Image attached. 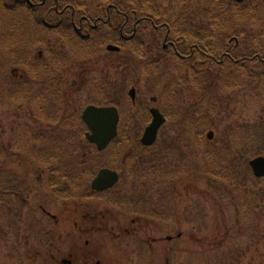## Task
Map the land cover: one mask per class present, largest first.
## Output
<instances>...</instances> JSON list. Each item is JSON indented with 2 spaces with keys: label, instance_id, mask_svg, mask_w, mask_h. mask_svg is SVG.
<instances>
[{
  "label": "rangeland",
  "instance_id": "1",
  "mask_svg": "<svg viewBox=\"0 0 264 264\" xmlns=\"http://www.w3.org/2000/svg\"><path fill=\"white\" fill-rule=\"evenodd\" d=\"M229 9L237 11L232 3ZM239 41L232 54L249 56V41ZM105 46L86 57L67 49L73 61L58 81L44 82L61 90L56 110L52 92L40 112L11 95L0 104V264H264V178L249 167L254 152L264 149V67L246 62L237 72L227 62L193 83L192 71L159 47L151 45L149 53L140 45L144 59L138 50L108 53ZM0 52V83L29 82L32 77L11 64L16 47ZM193 66L204 74L200 63ZM32 80L39 90L42 81ZM94 101L118 107L123 132L99 152L82 142L76 119ZM150 106L161 108L166 121L154 145L131 147ZM49 116L56 121L49 124ZM39 146L61 157L65 169L72 158L86 161L80 188L86 185L89 197L65 200L51 192L47 167L33 157ZM111 162L118 182L91 191L87 184L96 172L90 177L88 171ZM109 198L120 201L114 206Z\"/></svg>",
  "mask_w": 264,
  "mask_h": 264
},
{
  "label": "trees",
  "instance_id": "2",
  "mask_svg": "<svg viewBox=\"0 0 264 264\" xmlns=\"http://www.w3.org/2000/svg\"><path fill=\"white\" fill-rule=\"evenodd\" d=\"M112 1L113 0H50L49 5L52 9L47 18L46 14L48 12L45 9L38 10L27 6L26 3H23L22 6L18 2L10 3L7 0H0V51L10 53L11 49H15L16 47V51L19 54L16 55L15 58H12L13 62L11 64L17 68H21L23 74L26 73L29 77H32L27 83L18 79L20 84L13 82V88H11V86H8L7 88L4 83L1 82L0 104L4 102V98L11 95L10 99L13 100L12 102H32L33 107L36 106V103V107L37 109L39 108L40 112L43 110L44 106H48V103L46 102L48 96L46 95L51 94L52 92L53 110H56L57 104L61 103V90L53 87L49 88L46 92L41 91V89L35 91L32 79L35 78L40 81H43L44 79L45 81V74L50 71L51 79L53 78L55 80V78L59 77V72L62 68L73 61V56L82 55L83 57H86L87 54L94 51L95 47L102 45L103 43H114L121 48L139 51L140 45L135 43L137 42L138 35L133 36L129 41H122L118 29L114 28V26L117 25L109 20L106 23H99L97 29L93 30L89 37L79 36L75 25H79L81 16L86 17V19L89 18V16L95 17L101 12V9L97 8L98 6L106 7ZM227 1L127 0L126 2L125 0L126 3L124 4L130 6V8L137 9L146 5V11H152V14L155 15V22L166 23L169 26L168 30L170 31V37L172 39L178 38L181 41L177 44L178 49L180 51H186L187 54H193V56H190V62L186 66L183 65L181 61H188L187 58L184 60L181 57L171 54L170 60L173 62L178 60L179 67H188L189 70H187L189 72L190 70L192 71L191 77H193V83H197L199 78L201 80L204 79L206 71L210 69L219 70L224 66L223 64H226L227 62L232 63L234 66L233 70H236L237 72L243 70L246 62H254L258 70L259 67H264V9H261L264 8V2L261 1L257 3L256 0H246L241 3H237L233 0ZM229 2L232 3V7L234 5L236 10L241 6V10H237L236 12L233 11V9L230 10ZM56 8L59 11H61L62 8L68 9L67 11H70L69 8H74V19L70 18L71 12H68V18L63 19L59 17L57 15L58 13L54 11ZM229 11H231L230 17L228 16ZM233 15H235L236 18L232 20ZM46 18L50 22L47 26L45 25ZM227 20H232V26H222L226 24ZM84 21L85 19L83 18L82 22L85 24ZM110 23H113V25L111 26ZM130 23L133 24V21H130ZM131 27L132 26H130V28ZM130 28L129 30L131 31L132 29ZM234 29L236 32H234ZM229 37L249 41V44H247L246 47L249 50L251 49L254 51L247 57L233 55L232 50L234 51L236 48L234 46L231 48V45L226 42ZM183 38H185L184 42H182ZM160 46L159 43L158 47L160 48ZM244 47L245 46L240 48L242 49ZM38 49L46 51H44L45 55L48 56L45 60L42 59L39 61L35 58L31 59L28 57L27 54L29 52L35 54ZM67 49L68 53L77 55L70 56V54L66 53ZM227 54H231L233 58H228ZM1 56L0 52V63L3 60ZM233 59H235V61H233ZM170 60L169 62L172 65L173 63ZM34 61L43 63L33 65ZM194 63H200L204 74L199 73V76L197 75L198 71L194 68ZM44 69H46V72H44ZM49 96L52 97L51 95ZM57 97H59L58 102ZM93 103H96V101ZM105 103L109 102L104 101L99 104ZM47 114H49V111H46V114L41 115L42 120L47 119L45 117ZM49 117V124L56 121L54 120L55 117ZM76 119L79 124L78 129H81V132L83 133L85 131L84 124L79 116H77ZM65 122L66 121H64V123ZM67 123L64 124L65 129L66 126H68ZM204 128H206L205 123L202 125V129ZM121 134H119V136H121ZM117 140L118 139L115 141ZM82 142L87 144L85 138ZM135 145H137L136 148H140L138 141L131 144V147H134ZM46 149L47 147L39 146V148L35 150V155L33 157H36L35 159L41 163L38 164L40 167L41 165L44 168L47 167L49 175L48 184L50 185L51 192L65 200H70L78 196L84 198L89 197L87 192H85V188L83 189L86 185H83V187L80 188V180L84 178L81 174H83L82 172L84 171L87 173L88 167L86 161L80 157L72 158L71 164L69 165L72 167L65 169L63 168L65 165H63V161L61 162V157L59 158L55 152H50L52 157H49V155L46 154L48 151ZM263 151V148H259L254 154L260 155ZM52 158H54V160ZM111 164L106 165L110 166ZM101 166H103V164L98 167L95 165L91 167L90 171H88L90 177ZM74 170L76 171L75 173ZM84 180L85 178L82 179L83 182ZM119 201L120 200L116 198L111 204L116 206Z\"/></svg>",
  "mask_w": 264,
  "mask_h": 264
},
{
  "label": "flooded vegetation",
  "instance_id": "3",
  "mask_svg": "<svg viewBox=\"0 0 264 264\" xmlns=\"http://www.w3.org/2000/svg\"><path fill=\"white\" fill-rule=\"evenodd\" d=\"M7 1L10 3L11 2H18L20 5H22L23 3H26L27 6L32 7L34 9H38V10L45 9L48 12L46 14L47 18H48V15L52 9V7L49 5L50 0H7ZM126 2H127V0H126ZM126 2H125V0H113L106 7L98 6L97 8L101 9V12H100V14H97L95 17L89 16V18L86 19V17L81 16L80 21H79L80 22L79 25L78 26L75 25V28L78 30L77 32H78L79 36L89 37L91 32L93 30L97 29V26L99 23H106L109 20V21L114 22L115 25H117V26H114V28L118 29V32L120 34V38L122 41H129L133 36L138 35L137 42H135V43H138L140 45H144V51H146V52H149V50L151 49V45L155 46V48L157 49L158 44L160 43V45H161L160 49H162L161 51L163 53H168L169 55L172 54L174 56L181 57L184 60L186 58L189 60L190 56H193V54H187L185 51H180L178 49L177 44L180 43L181 41L178 38L172 39L170 37V31L168 30L169 26L166 23L155 22V20H154V19H156L155 15L152 14V11L151 12H148V10L146 11V9H147L146 5H143L139 9L130 8V6H127L124 4ZM104 8H105V10H104ZM69 9H70V11H67L68 9L62 8V10L59 11L56 8L57 11L55 9H54V11L56 13H58L57 15L63 19L68 18L69 17L68 12H71L70 18L74 19V8H69ZM83 18L85 19V21H84L85 24L82 22ZM130 21H133V24H131ZM49 24H50V22L47 19L45 22V25L47 26ZM110 25L112 26L113 23H110ZM130 26H132V27L130 28ZM129 28L132 30L130 31ZM158 36H159V38H158ZM160 36H161V38H160ZM184 39L185 38H183L182 42L185 41ZM232 40L234 41L233 43H235L233 46L235 48H237L240 44V41L233 37L232 39H230L228 41V43L230 44ZM111 44H114V43H111ZM141 48H142L141 57L145 59L146 53L143 52V47H141ZM41 51L42 50L39 49L37 51V53L32 54L29 52L27 55L31 59H33V58L43 59L44 56L42 54L43 52H41ZM120 51L121 50H118L115 52H120ZM149 53H151V52H149ZM227 57L230 59L233 58L231 54H227ZM133 58H137V57L133 56ZM233 61H235V59H233ZM46 69H44V72H46ZM21 76L22 75H20L19 77H21ZM45 76H46V80L44 81V79H43L42 86H44V82L49 83L52 80L50 71L46 72ZM30 80H31V78H30ZM55 80L58 81V78H55ZM33 81H35V80H33ZM42 86H40L41 91L46 92L49 90V88L47 86H44V87H42ZM34 89H36V88H34ZM152 101H154V103H156V98H152ZM150 107L149 108L145 107L146 109H144V113L146 111L145 116L147 118H149V121L152 117L150 110H149ZM158 109H159V107H158ZM141 136H142V134L138 137V140L141 138ZM105 191H100V192H105ZM61 262L62 263L67 262L69 264L71 263L70 260H63Z\"/></svg>",
  "mask_w": 264,
  "mask_h": 264
},
{
  "label": "water",
  "instance_id": "4",
  "mask_svg": "<svg viewBox=\"0 0 264 264\" xmlns=\"http://www.w3.org/2000/svg\"><path fill=\"white\" fill-rule=\"evenodd\" d=\"M242 1V0H235ZM108 50H116L117 47L107 46ZM133 95V91L131 90ZM152 121L145 128L141 142L145 145H151L157 135L158 128L164 122V117L157 109H151ZM82 118L90 132L86 133V138L90 143L96 145L98 149H103L117 133V123L119 120L118 110L113 107H96L89 105L82 113ZM252 172L256 177L264 176V156H258L249 161ZM118 179L115 171L109 169H100L94 177L91 187L95 190H103L112 186Z\"/></svg>",
  "mask_w": 264,
  "mask_h": 264
}]
</instances>
